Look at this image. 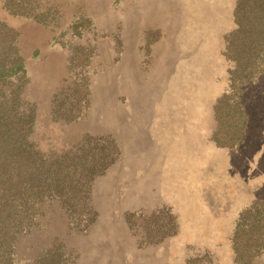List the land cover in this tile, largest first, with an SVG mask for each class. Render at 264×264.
I'll list each match as a JSON object with an SVG mask.
<instances>
[{
	"label": "rangeland",
	"instance_id": "374dc122",
	"mask_svg": "<svg viewBox=\"0 0 264 264\" xmlns=\"http://www.w3.org/2000/svg\"><path fill=\"white\" fill-rule=\"evenodd\" d=\"M2 1L0 19L19 33L37 147L61 153L87 133L118 147L91 184L94 221L74 226L44 205L23 246L59 238L75 264H238L236 219L264 199V69L230 89L237 0H30V18ZM79 83L80 114L55 120V95L61 103ZM223 95L233 107L218 120Z\"/></svg>",
	"mask_w": 264,
	"mask_h": 264
},
{
	"label": "trees",
	"instance_id": "16d2710c",
	"mask_svg": "<svg viewBox=\"0 0 264 264\" xmlns=\"http://www.w3.org/2000/svg\"><path fill=\"white\" fill-rule=\"evenodd\" d=\"M30 4L3 0L2 8L12 16L30 18ZM234 18L236 28L226 36V53L233 62L230 89L237 91L264 69V0H237ZM18 34L0 19V264H75L59 238L35 249L25 248L23 241L39 227L44 205L58 204L74 226L93 222L91 184L116 159L118 147L109 135L88 133L61 153L37 147L31 139L35 105L23 97L28 78ZM81 85L74 84L61 103V93L55 95L51 109L55 120L70 122L80 114L76 112L85 96ZM231 107L226 95L219 98L217 119ZM230 241L235 263L251 264L264 257V199L239 212Z\"/></svg>",
	"mask_w": 264,
	"mask_h": 264
}]
</instances>
